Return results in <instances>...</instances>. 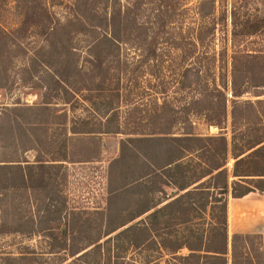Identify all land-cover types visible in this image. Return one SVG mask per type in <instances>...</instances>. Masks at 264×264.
Segmentation results:
<instances>
[{
  "label": "rangeland",
  "instance_id": "obj_1",
  "mask_svg": "<svg viewBox=\"0 0 264 264\" xmlns=\"http://www.w3.org/2000/svg\"><path fill=\"white\" fill-rule=\"evenodd\" d=\"M79 15L91 24L108 22V28L127 42L119 58L105 63L107 69L101 75L88 80L87 75L81 78L93 88L104 81L107 91L119 86L121 100L113 97L111 102L112 93L104 92L107 97L98 103L97 109L82 94L73 97L64 93L55 75V70L67 68L69 62L74 64L77 57L79 64H86L83 55L61 53L63 46L76 47V44L84 51L97 36L78 24ZM110 18H113L111 26ZM150 33L156 35L158 53L163 52L165 60L172 59V66L168 61L165 63L162 77L171 80L170 76L178 74L181 66L195 63L200 70L199 82L207 95L199 96L189 88H179L175 82L165 92L152 90L151 84H160L162 80L152 75V66L132 70L135 56L130 44L144 40ZM245 54L252 56L248 57L249 71L257 78L255 84L261 85L250 87L249 92L236 99L263 100L264 94H254L264 93V0H0V222H3L0 258H9L1 264H68L72 260L68 252L72 247L70 234L86 242L105 231L102 216L108 212L110 191L120 192L118 198L111 199L110 216L116 222L131 215L144 202L143 188L138 185L141 179L137 177L146 166L138 154L142 144L130 139L135 135L74 131L98 128L107 122L123 124L140 120L144 124L149 119L155 122L174 119L182 125L188 120L194 134L222 133L226 137L224 168L229 183L236 179L231 176L234 97L230 73L233 56H237V65L243 67ZM184 55L187 58L183 62ZM68 70L74 74L72 68ZM132 72L139 75L137 88L124 91ZM223 83L227 114L219 127L207 121L218 113V105L210 100L218 102L215 86L222 88ZM127 94L138 107L132 116L127 115L122 100ZM199 97L206 99L194 105ZM154 100L159 105L166 100L171 111L164 114L158 110L160 114H156L161 116L154 115L155 104L151 103ZM108 103L116 109V114L106 109ZM254 106L264 111L263 103ZM244 109L237 110L238 120L255 121L253 110ZM261 128L253 124L243 135L237 130L236 139L240 141L245 135L253 137ZM19 163L20 167L16 165ZM4 165L13 167L9 170L2 168ZM255 195L264 194L255 192ZM163 198L160 205L172 199L151 193L145 201L152 204ZM232 199L230 194L226 195L227 202ZM203 201L196 194L191 197L188 210L171 208L170 215L164 218L166 235L158 236L154 232L156 241L164 242L169 248L182 242L191 246L203 243L205 239L201 241L198 237L204 236L219 216L216 211L211 213L209 207L204 209ZM64 232L68 235L66 243L61 239ZM253 234L256 235L247 240L248 244L256 253H264V233ZM231 236L227 231V264H231ZM62 243L66 245L59 247ZM189 252L188 247H182L171 254L150 245L124 246L117 254L119 264L147 261L201 264L195 258H184ZM115 257L112 253L111 259ZM86 261L92 263L93 256H88Z\"/></svg>",
  "mask_w": 264,
  "mask_h": 264
},
{
  "label": "trees",
  "instance_id": "obj_2",
  "mask_svg": "<svg viewBox=\"0 0 264 264\" xmlns=\"http://www.w3.org/2000/svg\"><path fill=\"white\" fill-rule=\"evenodd\" d=\"M78 24L83 27L84 30L95 32L97 36L93 41L81 50L80 47L65 45L62 47V54H71L73 56L83 55L86 64H79L78 57L75 63L69 62L67 68L62 70H55L57 77V84L63 89L64 93L70 96L76 97L82 94L84 99L92 102L94 109H97L98 103H103V100L107 95L102 93H112L110 101L113 102L116 97L118 101L121 100V94L119 86L108 88L109 92L104 88V81H101L96 85V88L87 84V81L82 80V76L87 75L89 78L101 75L103 71H106L107 67L105 63L111 58H119L123 50L122 47L127 46L126 38L120 37L108 28V22L101 24H91L85 20L84 16H77ZM113 23V18H110V26ZM118 25L120 23L118 22ZM124 44V45H123ZM133 63L134 69L146 68L147 65H151L152 75L160 77L162 80L152 85L151 89H161L159 92H165L173 82L179 86V88H189L193 92H197L199 96L207 95L204 88H202L200 81V70L197 64H185L180 67L178 74L170 76L171 80H166L162 77L161 71L166 68L165 63L168 61L172 66V59L165 60L164 53L157 51L156 35L147 34L144 40L136 42L134 40L132 44ZM81 46V45H79ZM68 51V52H67ZM126 54V53H124ZM61 55V54H60ZM169 55V54H168ZM188 55V54H187ZM187 55H184L183 62L186 61ZM63 56V58H64ZM248 54L242 56V66L237 65V56H233L231 73H230V90L232 96V151L231 156L234 159L233 169L231 176L236 178L229 183L228 174L226 168H224L227 158V139L222 133L216 135H197L190 129L192 127L191 121H186L182 125L178 124L176 120H164L157 121L149 119L147 123L142 124L140 120H133L120 124L118 122H107L101 124L98 128H91L74 131L77 133H90V132H115L135 135L134 139L141 143L139 147V155L143 160L146 170L142 171L138 175L140 185L143 188L141 193L144 202L138 205V209L133 210V213L128 217L121 218V221H115L111 218L110 212L112 208V200L118 198L120 195L119 190L110 191V198L107 205V213L103 214V222L105 225V231L88 239L86 242H82V238L72 235V247L68 250L69 256L72 260L68 264H119L117 254L124 246L140 248L149 247L150 245H157L158 250H166L171 254L177 252L182 247H188L190 252L184 256V258H195L201 261V264H227L225 254L227 253V200L226 195L230 194L233 198L242 197L250 192H258L264 194V111L257 109L255 103H263L264 99L251 100H238L236 98L249 92L250 87L260 86L261 84H255L258 81L256 76L249 71ZM125 60V59H124ZM151 63V64H150ZM68 68H72L74 74H70ZM157 71V72H155ZM139 75L132 72L130 74V81L124 85V91H130L134 86L137 88ZM173 77H175L173 79ZM260 83V82H259ZM118 85V84H117ZM150 85V84H149ZM177 87V86H176ZM178 88V87H177ZM226 84H222V88L215 86L216 95H218V102H213V98L210 100L211 104H217L219 110L216 113L214 119H211L208 124H214L220 127L222 120L226 116V101L227 94L224 89ZM146 89V88H145ZM86 92V94H83ZM158 92V91H155ZM254 94V93H253ZM264 93H257L254 96H260ZM129 94L122 98L126 106V113L128 116L136 114L137 104L131 102ZM79 98V97H78ZM75 98V101H79ZM99 99L100 102H97ZM206 98H196L194 105L197 102H202ZM94 101V102H93ZM96 101V102H95ZM155 104L154 115L161 113L167 114L171 110L168 108V103L163 100L162 104H158L156 100L151 101ZM191 104L192 102H188ZM157 108V109H156ZM241 108H251L253 110V117L255 121H249L243 119V122L238 120L237 110ZM106 109H110V112L116 114V109L112 107L111 103L107 104ZM245 110V109H244ZM185 111V109H184ZM159 113V114H156ZM173 112V111H172ZM154 115H149L153 117ZM154 116L153 118H157ZM161 116V115H159ZM158 116V117H159ZM242 122V123H241ZM85 125L87 121H83ZM177 123V124H176ZM258 124L262 126L261 132H257L255 136L240 137L242 140L236 139V131H240L245 134L250 126ZM114 127V128H111ZM242 127V131L239 130ZM179 132H175L177 130ZM158 153H161L160 156ZM12 165V164H9ZM21 166V164H16ZM5 166V165H4ZM13 166L2 167L9 168ZM261 167V168H259ZM148 169V170H147ZM22 172H24L22 170ZM24 174V173H23ZM25 177V174L22 176ZM174 193H170V191ZM151 193H160L168 195L172 199L160 205L164 202V198L159 202L152 204L146 202L148 195ZM198 194L203 201V208L209 207L210 212H217V223L209 226L204 236H199L198 239L205 241L198 246H191L185 242H182L169 248L164 242L156 241L153 233H159L158 236L166 235L167 228L165 217L170 215L171 208L175 206L179 207L183 211L189 209L191 197ZM112 199V200H111ZM186 205V207H184ZM215 212V213H216ZM135 223L129 224L134 219L143 216ZM214 215V214H213ZM212 215V216H213ZM214 218V217H213ZM187 221V220H186ZM185 223V221H183ZM129 224V225H128ZM3 222H0V226ZM10 231V230H2ZM15 231H21L19 229ZM256 234L253 233H233L231 236V264H264V253H256L255 250L248 244L247 240ZM67 233L62 234L61 239L65 241L67 239ZM77 236V237H76ZM219 237V238H218ZM155 239V240H152ZM124 240H126L124 242ZM219 244V245H218ZM66 244H59L62 247ZM65 249V247H63ZM112 253L116 257L112 260ZM92 255L94 261L89 263L86 261L88 256ZM99 255V257H97ZM8 257L0 258L1 261H6ZM152 261H147L145 264H150ZM200 264V263H199Z\"/></svg>",
  "mask_w": 264,
  "mask_h": 264
},
{
  "label": "crops",
  "instance_id": "obj_3",
  "mask_svg": "<svg viewBox=\"0 0 264 264\" xmlns=\"http://www.w3.org/2000/svg\"><path fill=\"white\" fill-rule=\"evenodd\" d=\"M227 231L233 233H264V195L250 192L227 202Z\"/></svg>",
  "mask_w": 264,
  "mask_h": 264
}]
</instances>
